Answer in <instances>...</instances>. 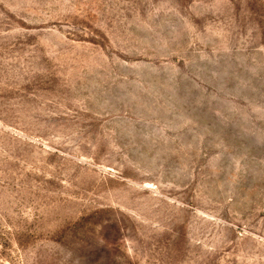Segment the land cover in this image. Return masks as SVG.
<instances>
[{
  "label": "rangeland",
  "instance_id": "obj_1",
  "mask_svg": "<svg viewBox=\"0 0 264 264\" xmlns=\"http://www.w3.org/2000/svg\"><path fill=\"white\" fill-rule=\"evenodd\" d=\"M0 264H264V0H0Z\"/></svg>",
  "mask_w": 264,
  "mask_h": 264
}]
</instances>
